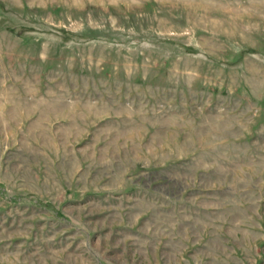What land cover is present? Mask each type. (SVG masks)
Instances as JSON below:
<instances>
[{
    "label": "rangeland",
    "instance_id": "1",
    "mask_svg": "<svg viewBox=\"0 0 264 264\" xmlns=\"http://www.w3.org/2000/svg\"><path fill=\"white\" fill-rule=\"evenodd\" d=\"M0 264H264V0H0Z\"/></svg>",
    "mask_w": 264,
    "mask_h": 264
}]
</instances>
